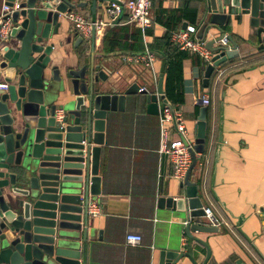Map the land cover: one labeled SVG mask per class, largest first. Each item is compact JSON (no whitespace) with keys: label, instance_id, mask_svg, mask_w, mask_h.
<instances>
[{"label":"crops","instance_id":"obj_1","mask_svg":"<svg viewBox=\"0 0 264 264\" xmlns=\"http://www.w3.org/2000/svg\"><path fill=\"white\" fill-rule=\"evenodd\" d=\"M183 1L155 0L154 10L161 5L169 11ZM196 4L198 28L192 36L198 38L209 23L211 1L198 0ZM2 5L0 0V14ZM105 5L98 8L96 21H108ZM74 10L92 19L90 5ZM66 28L68 37L57 34L52 38L64 65L81 67L83 60L89 62L94 57L114 70L121 86L136 82L140 88L147 87L149 93L157 92L160 58L156 77L143 65L124 61L125 56L135 52L132 46L137 44L139 26L123 20L104 26L96 30L94 45L92 35L76 45L77 30L68 19ZM148 30L143 36L148 46L154 37L165 33L164 26L155 22ZM222 33L233 35L238 54L216 67L210 86L205 87L207 67L190 53L184 60L185 102L179 109L175 107L185 120L190 137L187 140L194 142L204 106L201 97L208 94L211 98L207 105L209 138L204 153L197 154L191 180L198 184L202 197L205 195L204 206L214 209L228 223L217 232L196 231L192 235L208 243L211 255L207 264H264V231L259 217L264 207V41L247 18L223 26L209 24L206 40ZM135 99L139 102L137 108L133 105ZM146 105L145 94L132 95L126 110L114 113L107 122L100 162L102 191L91 201L98 203L99 214L91 219L87 264H158L163 249L189 252L196 264H203L207 256V248L184 232L189 209L158 207L159 197L184 196L186 189L173 178L170 157L159 152L163 103L159 101L158 114L149 113ZM180 137L174 127L171 138ZM128 232L141 233L142 243L128 245ZM180 264L195 263L185 257Z\"/></svg>","mask_w":264,"mask_h":264},{"label":"water","instance_id":"obj_2","mask_svg":"<svg viewBox=\"0 0 264 264\" xmlns=\"http://www.w3.org/2000/svg\"><path fill=\"white\" fill-rule=\"evenodd\" d=\"M107 1L111 0H19L9 39L0 42V83L8 84L6 89L0 87V264H87L94 217L89 208L102 191L100 162L106 125L114 113L126 110L129 97L138 94L140 86L136 82L121 86L114 70L94 57L83 60L81 67L64 65L52 38L69 36L67 12L90 5L96 21L98 8ZM210 1L209 24L223 26L247 18L264 41V0ZM123 16L124 11L115 24ZM188 24L184 22L182 28ZM74 35L76 45L84 40L78 31ZM225 36L222 33L206 42L214 55L205 70V87L210 86L215 68L238 54V43L228 34L230 45L224 44ZM95 38L94 25L93 45ZM155 54L162 60L157 92L140 93L146 95L149 113H159V99L174 111L164 91L167 59ZM133 105L137 108L139 102L135 99ZM207 110L205 105L201 109L191 147L193 161L181 183L185 195L158 199L160 208H187L189 215L203 220L205 195L191 175L197 154L205 151ZM259 217L264 231V207ZM219 230L201 221L185 228L190 238L207 248L203 264L210 258V247L192 232ZM185 257L196 264L189 252L163 249L158 264H180Z\"/></svg>","mask_w":264,"mask_h":264},{"label":"built area","instance_id":"obj_3","mask_svg":"<svg viewBox=\"0 0 264 264\" xmlns=\"http://www.w3.org/2000/svg\"><path fill=\"white\" fill-rule=\"evenodd\" d=\"M153 2L152 0H111L105 5V12L108 16V21H93L86 14L78 10H72L66 13L67 19L85 39L91 37L93 26L97 29H102L104 26L115 24L116 19L124 11L128 21L136 24L142 30L143 36L146 31L153 25ZM19 8V0H16L11 6L8 0H3V5L0 14V42H5L9 39L10 30L12 27V13ZM196 28L193 25H188L186 29L173 32L172 41L179 46L181 50L189 51L190 53L200 55L203 59L211 62L212 52L206 47L207 40H201L193 37ZM223 43L228 44L227 35L223 38ZM158 57L154 51L150 49L147 42L144 43V50L141 52L131 53L124 57V61L129 64L143 65L149 69L154 77L157 76L156 63ZM7 83H0V87L6 89ZM139 91H148L147 87H141ZM149 92V91H148ZM204 105L211 104V98L208 94L201 97ZM159 101L162 103L161 99ZM58 115H63V110H58ZM160 145L159 152L165 153L170 157L172 163V176L175 180L182 183L185 180L187 171L192 164L193 157L191 147L194 142L188 141L186 138L187 127L185 120L180 111L173 109L170 105L163 103L160 109ZM177 129L181 137L179 139L171 138V131ZM187 140L188 143L185 141ZM197 167V164H196ZM195 167V168H196ZM205 218H194L189 215L185 221V225H189L193 221H201L209 225L218 226L219 228L228 225L227 221L218 216L215 211L208 206H204ZM89 214L96 216L99 214V206L96 201L92 202L89 208ZM185 232V231H184ZM186 233V232H185ZM184 233V234H185ZM143 236L139 232H128L126 235V243L132 246H138L142 243Z\"/></svg>","mask_w":264,"mask_h":264},{"label":"trees","instance_id":"obj_4","mask_svg":"<svg viewBox=\"0 0 264 264\" xmlns=\"http://www.w3.org/2000/svg\"><path fill=\"white\" fill-rule=\"evenodd\" d=\"M196 1L198 0H184L179 6L168 11L165 8H162L161 5H158L157 9L154 10L155 0H152V9L153 13L155 14L153 22L163 25L165 28V33L160 37H154L153 41L149 43V47L152 51L161 54L167 59L164 77V91L167 98L177 109H179L185 102L184 60L190 56V52L181 50L179 46L172 41V34L175 31L182 30V26L185 21L189 22L197 30L199 6L196 4ZM122 20L125 22L128 21L127 15H124ZM208 29L209 23L204 25L198 38L201 40L207 39ZM136 36L137 44L134 47L132 46V48L135 52H141L144 50V39L141 30L137 32ZM108 39L109 29L104 36V45L106 47H108ZM116 40H119V38H116ZM194 55L202 67L205 68L208 66V61L203 59L200 55ZM211 78H213V75ZM209 129L210 114L208 112L206 142L209 138ZM193 174H195V172H193L192 175Z\"/></svg>","mask_w":264,"mask_h":264},{"label":"rangeland","instance_id":"obj_5","mask_svg":"<svg viewBox=\"0 0 264 264\" xmlns=\"http://www.w3.org/2000/svg\"><path fill=\"white\" fill-rule=\"evenodd\" d=\"M187 132H188V130H187ZM186 138H190L189 136H188V133H187V135H186ZM214 210V209H213Z\"/></svg>","mask_w":264,"mask_h":264}]
</instances>
